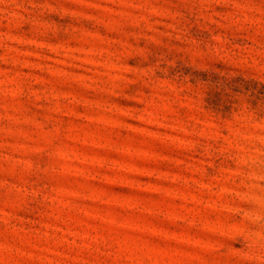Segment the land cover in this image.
<instances>
[{"label": "rangeland", "instance_id": "rangeland-1", "mask_svg": "<svg viewBox=\"0 0 264 264\" xmlns=\"http://www.w3.org/2000/svg\"><path fill=\"white\" fill-rule=\"evenodd\" d=\"M0 264H264V0H0Z\"/></svg>", "mask_w": 264, "mask_h": 264}]
</instances>
